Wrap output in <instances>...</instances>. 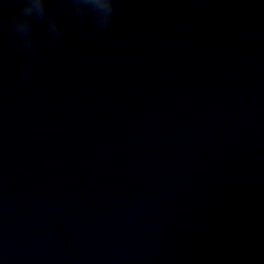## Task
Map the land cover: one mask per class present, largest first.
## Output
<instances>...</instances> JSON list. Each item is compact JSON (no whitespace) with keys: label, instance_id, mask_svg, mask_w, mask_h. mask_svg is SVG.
<instances>
[{"label":"water","instance_id":"95a60500","mask_svg":"<svg viewBox=\"0 0 264 264\" xmlns=\"http://www.w3.org/2000/svg\"><path fill=\"white\" fill-rule=\"evenodd\" d=\"M41 3L0 0V264H264V0Z\"/></svg>","mask_w":264,"mask_h":264},{"label":"clouds","instance_id":"9594fccd","mask_svg":"<svg viewBox=\"0 0 264 264\" xmlns=\"http://www.w3.org/2000/svg\"><path fill=\"white\" fill-rule=\"evenodd\" d=\"M90 2L91 0H69L72 9L76 6L83 7L89 4ZM46 7H47L48 16L52 20L53 26H55L56 22H58L59 19L55 16L54 13L49 11L48 2ZM106 7H108V10L111 13V15L105 21V25L111 23L113 17L116 14V0H112L111 5ZM44 9H45V5L41 3V0H23V7L21 9L20 15L16 16L13 19L12 26L14 31H16L19 34L24 32L26 28H31L34 31L36 20L40 19V17L43 15ZM33 12H36L37 15H33ZM89 13H94L96 19L95 9H89L88 14ZM250 264H261V259L257 257L255 254H253L250 257Z\"/></svg>","mask_w":264,"mask_h":264}]
</instances>
